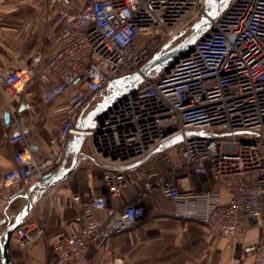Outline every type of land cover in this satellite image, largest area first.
<instances>
[{
    "label": "built area",
    "instance_id": "built-area-1",
    "mask_svg": "<svg viewBox=\"0 0 264 264\" xmlns=\"http://www.w3.org/2000/svg\"><path fill=\"white\" fill-rule=\"evenodd\" d=\"M43 2L39 22L51 55L43 61L41 50L26 65L1 68L0 92L27 103L33 81L44 75L48 86L39 97L58 125L46 149L31 152L10 111L5 139L16 149L0 181V213L7 215V190L26 192L65 160L66 166L68 144L81 135L78 165L102 168L106 194L68 195L79 228L50 244L61 264L85 262L92 246L102 264H124L113 257L109 239L139 222L149 195L171 201L172 218L201 223L219 236L235 237L245 221L253 223L261 240L243 251L264 264V0H234L191 52L114 98L84 131L77 125L109 94L108 83L138 72L199 18L205 0ZM194 174L207 175V187H190ZM129 188L131 201L108 205ZM33 213L14 231L19 248L45 239Z\"/></svg>",
    "mask_w": 264,
    "mask_h": 264
},
{
    "label": "crops",
    "instance_id": "crops-1",
    "mask_svg": "<svg viewBox=\"0 0 264 264\" xmlns=\"http://www.w3.org/2000/svg\"><path fill=\"white\" fill-rule=\"evenodd\" d=\"M43 11V0H0V69L26 65L41 50L43 61L49 58L50 41L44 42L43 26L39 22ZM52 26L54 33L60 27L56 23ZM47 86L48 79L38 75L24 104L0 92V181L12 166L16 149L5 139V121L11 110L17 113L16 121L24 129L31 152L44 151L48 139L55 133L57 116L51 114L50 106L39 97L40 91ZM82 165L80 162L69 178L37 198L28 215L34 212L41 218L45 239L19 248L13 232L8 249L11 264H61L50 244L79 228L76 221L79 211L68 205V195L80 193L84 196L91 191L95 195L106 194L100 181L102 168L86 163V169H83ZM208 181L207 175L194 174L189 186L198 191L207 187ZM22 194L19 188L4 194L8 208L6 216L0 213V222H4L0 226V242L6 225L26 204ZM134 195L135 190L129 188L121 198H109L108 205H122L131 201ZM226 198L227 194L222 192L223 201ZM172 209L171 201L156 195L147 196L139 222L131 230L109 239L113 257L122 259L124 264H255L253 255L243 251L244 246L261 240V230L253 223L245 221L241 234L223 237L209 232L201 223L172 218ZM101 258L100 250L92 246L81 264H102Z\"/></svg>",
    "mask_w": 264,
    "mask_h": 264
},
{
    "label": "water",
    "instance_id": "water-1",
    "mask_svg": "<svg viewBox=\"0 0 264 264\" xmlns=\"http://www.w3.org/2000/svg\"><path fill=\"white\" fill-rule=\"evenodd\" d=\"M233 1L234 0H205V5L199 18L187 29L181 31L174 38L166 42L159 51L139 68L138 72L110 81L106 87L109 94L89 110L85 117L79 121L77 128L80 131L86 130L91 122L107 108L109 102L114 98L134 92L146 79L152 78L153 75L160 73L163 69L168 71L179 58L186 56L192 51L197 41L206 34L211 24L228 9ZM186 30L188 31V35L178 44L170 47L176 39L187 32ZM83 140V136L81 135L71 138L66 155H69L71 159L67 167L65 166V160L54 173L44 176L41 182L36 183L26 192H23L21 197L26 200V204L18 214L13 217L12 221L6 225L5 231L2 234V240L0 242V264H11L8 249L12 233L26 218L33 205L37 202V198L56 184L69 178L76 170L79 156L83 154L81 150ZM169 144L170 143L164 144L163 148L168 147ZM157 151H159V149ZM140 163L135 164L133 167H136ZM3 223L4 222L1 221L0 226Z\"/></svg>",
    "mask_w": 264,
    "mask_h": 264
},
{
    "label": "rangeland",
    "instance_id": "rangeland-1",
    "mask_svg": "<svg viewBox=\"0 0 264 264\" xmlns=\"http://www.w3.org/2000/svg\"><path fill=\"white\" fill-rule=\"evenodd\" d=\"M187 31V30H186ZM188 31H189V29H188ZM188 31L184 34V35H182L180 38H178V39H176L172 44H171V46L170 47H172V46H175L176 44H178L185 36H187L188 35ZM139 41H141V38H140V40ZM138 41V42H139ZM151 58V57H150ZM83 167V169H86L85 168V166H86V163H84L83 162V165H82Z\"/></svg>",
    "mask_w": 264,
    "mask_h": 264
}]
</instances>
